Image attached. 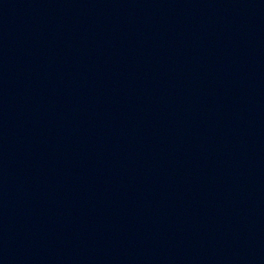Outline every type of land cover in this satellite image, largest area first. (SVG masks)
Returning a JSON list of instances; mask_svg holds the SVG:
<instances>
[{
    "label": "water",
    "instance_id": "1",
    "mask_svg": "<svg viewBox=\"0 0 264 264\" xmlns=\"http://www.w3.org/2000/svg\"><path fill=\"white\" fill-rule=\"evenodd\" d=\"M0 264H264V0H0Z\"/></svg>",
    "mask_w": 264,
    "mask_h": 264
}]
</instances>
